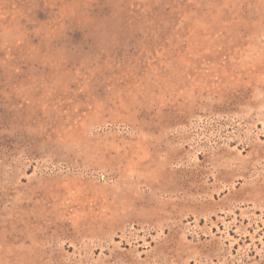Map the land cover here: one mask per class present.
<instances>
[{"label":"rangeland","instance_id":"obj_1","mask_svg":"<svg viewBox=\"0 0 264 264\" xmlns=\"http://www.w3.org/2000/svg\"><path fill=\"white\" fill-rule=\"evenodd\" d=\"M0 264H264V0H0Z\"/></svg>","mask_w":264,"mask_h":264}]
</instances>
